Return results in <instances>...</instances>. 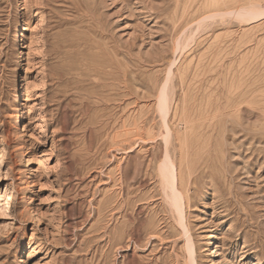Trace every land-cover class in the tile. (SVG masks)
Returning a JSON list of instances; mask_svg holds the SVG:
<instances>
[{
	"label": "rangeland",
	"instance_id": "374dc122",
	"mask_svg": "<svg viewBox=\"0 0 264 264\" xmlns=\"http://www.w3.org/2000/svg\"><path fill=\"white\" fill-rule=\"evenodd\" d=\"M0 264H264V0H0Z\"/></svg>",
	"mask_w": 264,
	"mask_h": 264
},
{
	"label": "bare ground",
	"instance_id": "6f19581e",
	"mask_svg": "<svg viewBox=\"0 0 264 264\" xmlns=\"http://www.w3.org/2000/svg\"><path fill=\"white\" fill-rule=\"evenodd\" d=\"M253 8V7H252ZM254 9V8H253ZM257 11H259V8H258V10ZM260 11H261V9H260ZM248 12V14H249V11H247ZM253 12H255V15L257 14V12L255 11V10H253ZM253 12L251 11V16H252V14H253ZM262 12V11H261ZM238 13H239V11H238ZM221 14V13H220ZM233 15V14H232ZM213 16V15H212ZM250 16V15H249ZM250 16V17H251ZM256 17V16H255ZM203 19V18H202ZM205 21V20H204ZM197 22V21H196ZM206 22V21H205ZM204 22V23H205ZM190 27V26H189ZM187 28H188V26H187ZM196 29V28H195ZM206 30V29H205ZM186 32V31H185ZM196 35V34H195ZM193 36V35H192ZM190 37V36H189ZM197 37V36H196ZM190 39V38H189ZM186 42V41H185ZM182 43V42H181ZM177 44V43H176ZM178 46V45H177ZM180 46H181V44H180ZM174 48V47H173ZM181 51V50H180ZM166 84V83H165ZM164 86V85H163ZM165 88V87H164ZM166 91V90H165ZM161 93V92H160ZM163 93V92H162ZM166 93V92H165ZM167 95V94H166ZM168 96V95H167ZM159 104H160V110H161V112H162V114H163V116H162V119L163 118H165V116H166V114L168 113V97L166 98V96L165 95H162L161 97H160V100H159ZM159 110V111H160ZM161 114V115H162ZM163 120H165V119H163ZM162 123V122H161ZM192 125V124H191ZM185 126H186V124H185ZM188 126V125H187ZM162 127H163V123H162ZM190 128V127H189ZM193 128V127H192ZM171 129V128H170ZM186 129V128H185ZM187 129H188V127H187ZM161 135V134H160ZM173 135V134H172ZM165 136V135H164ZM167 138V137H166ZM165 138V139H166ZM169 138V137H168ZM167 140H169V139H166V142H167ZM172 147V146H171ZM164 148V147H163ZM166 148H167V146L165 145V151L167 152L168 150H166ZM165 152V153H166ZM171 155V154H170ZM165 157H164V160L162 161V163H161V165H160V174H161V176L165 179H163L161 176V178H162V180H164V181H166V183H167V185H168V187L170 188V190H171V197H172V200L174 201L173 203L175 204V208L178 210L177 212H179L180 210L179 209H181L180 207H181V204H180V196L181 195H179V193H178V173L176 172V169H175V167H174V164H172V161L170 160L171 159V156L169 157V155H168V153H166L165 155H164ZM202 166V165H201ZM205 166V165H204ZM207 167V166H206ZM203 174V173H202ZM180 176V175H179ZM181 179H182V177H180ZM198 177H196V179H197ZM189 180V179H188ZM190 181V180H189ZM181 182V181H180ZM191 182V181H190ZM175 209V210H176ZM179 215V214H178ZM179 217V216H178Z\"/></svg>",
	"mask_w": 264,
	"mask_h": 264
}]
</instances>
